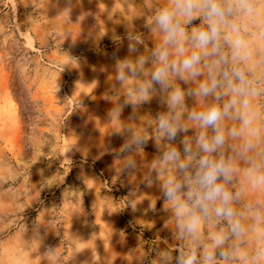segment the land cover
<instances>
[{"label": "rangeland", "instance_id": "374dc122", "mask_svg": "<svg viewBox=\"0 0 264 264\" xmlns=\"http://www.w3.org/2000/svg\"><path fill=\"white\" fill-rule=\"evenodd\" d=\"M164 0H0V264H158L181 241L152 141L119 170L113 54ZM149 46L152 42L148 41ZM157 100L141 115L162 111ZM131 114L128 107L122 121ZM256 247L252 241L250 249Z\"/></svg>", "mask_w": 264, "mask_h": 264}, {"label": "clouds", "instance_id": "9594fccd", "mask_svg": "<svg viewBox=\"0 0 264 264\" xmlns=\"http://www.w3.org/2000/svg\"><path fill=\"white\" fill-rule=\"evenodd\" d=\"M143 28L113 54L108 118L120 172L156 149L144 183L182 242L155 248L158 264H264V0H164ZM154 99L163 110L141 115Z\"/></svg>", "mask_w": 264, "mask_h": 264}]
</instances>
